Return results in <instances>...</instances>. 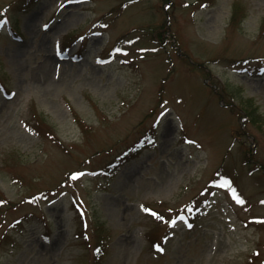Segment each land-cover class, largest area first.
Here are the masks:
<instances>
[{"label": "rangeland", "instance_id": "obj_1", "mask_svg": "<svg viewBox=\"0 0 264 264\" xmlns=\"http://www.w3.org/2000/svg\"><path fill=\"white\" fill-rule=\"evenodd\" d=\"M32 4L0 0V264H264V0Z\"/></svg>", "mask_w": 264, "mask_h": 264}, {"label": "trees", "instance_id": "obj_2", "mask_svg": "<svg viewBox=\"0 0 264 264\" xmlns=\"http://www.w3.org/2000/svg\"><path fill=\"white\" fill-rule=\"evenodd\" d=\"M35 1H37V0H32L33 4L31 6H29L30 8H32V6L34 5Z\"/></svg>", "mask_w": 264, "mask_h": 264}, {"label": "snow or ice", "instance_id": "obj_3", "mask_svg": "<svg viewBox=\"0 0 264 264\" xmlns=\"http://www.w3.org/2000/svg\"><path fill=\"white\" fill-rule=\"evenodd\" d=\"M161 250H163V249H161Z\"/></svg>", "mask_w": 264, "mask_h": 264}]
</instances>
